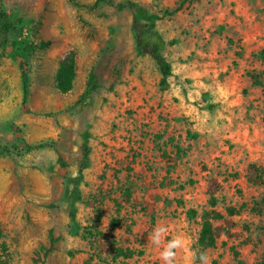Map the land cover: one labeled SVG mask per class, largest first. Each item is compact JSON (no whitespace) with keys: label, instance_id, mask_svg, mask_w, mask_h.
Returning <instances> with one entry per match:
<instances>
[{"label":"rangeland","instance_id":"374dc122","mask_svg":"<svg viewBox=\"0 0 264 264\" xmlns=\"http://www.w3.org/2000/svg\"><path fill=\"white\" fill-rule=\"evenodd\" d=\"M94 1L0 0L14 23L5 32L0 21L3 264H163L148 239L158 225L165 242L186 241L174 264H201L212 180L215 208L232 224L213 220L221 234L204 249L210 264H264V0H133L163 15L157 28L173 66L164 87L136 47L133 11L78 4ZM69 49L77 76L62 93L55 75ZM86 129L91 159L71 230L67 178ZM40 142L48 145L28 150ZM86 199L98 202L99 223ZM51 230L56 249L35 263Z\"/></svg>","mask_w":264,"mask_h":264},{"label":"trees","instance_id":"16d2710c","mask_svg":"<svg viewBox=\"0 0 264 264\" xmlns=\"http://www.w3.org/2000/svg\"><path fill=\"white\" fill-rule=\"evenodd\" d=\"M114 4L117 9H131L133 11L132 21L130 30L133 35L136 47L139 52L143 54L149 55L157 64L159 71L161 73V86H166L168 83L169 77L173 74V66L172 63L167 59L164 54L167 42L161 32L157 28V21L162 18L163 15L158 13H151L148 9L139 2L128 0V1H118L114 2L113 0H95L91 4H82L78 3L81 6H87L88 8H96L101 4ZM8 14L0 9V21L2 22L1 30L5 32H9L14 28V23L12 21H8ZM21 21V19H18ZM21 68V77H22V88H23V99L22 105L25 111H29L28 106V97H29V78L28 72L25 69L24 63H20ZM77 76V64H76V56L75 51L72 49L64 51L59 59L56 75H55V84L57 89L66 93L70 91L73 87L74 81ZM82 143H81V158L79 161V168L77 171V175L71 178H67L69 187L67 201L69 204V216H70V228L71 230H76L77 228V203L79 201L84 200L83 194L81 191V184L85 178V170L90 165L91 159V132L89 129H86L81 134ZM48 145L46 142H40L37 144H28V150L35 148H44ZM60 160L61 157H59ZM62 164H65L62 161ZM220 184L216 180H212L210 182V190H211V209L206 211L204 214V220L202 223L200 235L198 238V244L200 246V250L198 251V255L201 252H204V249L213 246L216 243L217 238L221 234V227H215L213 224V220H221L224 219L226 222L232 221L226 219L224 215L218 211L216 206V197L215 193L219 190ZM89 206L93 207L96 210V222L99 223L102 217V210L98 208V202L91 199H86L85 201ZM226 234L231 235V231L229 228L226 229ZM4 238V229L0 224V244H2V240ZM59 241V237H56L53 233V230L50 231L49 239L46 244L42 245L38 251L34 253V262L39 263L45 261L47 257L56 249V245ZM120 252H123L120 249ZM239 255L238 252L235 253ZM126 257L134 256V252L129 250L128 253L123 254ZM0 264H3V260L0 254ZM218 264V263H215Z\"/></svg>","mask_w":264,"mask_h":264},{"label":"clouds","instance_id":"9594fccd","mask_svg":"<svg viewBox=\"0 0 264 264\" xmlns=\"http://www.w3.org/2000/svg\"><path fill=\"white\" fill-rule=\"evenodd\" d=\"M167 231L165 226L158 225L152 230L148 239L152 245L162 247L160 259L163 264H174L178 251L185 248L186 241L182 236L177 235L165 242ZM199 259L201 264H210L209 257L205 252L199 254Z\"/></svg>","mask_w":264,"mask_h":264}]
</instances>
